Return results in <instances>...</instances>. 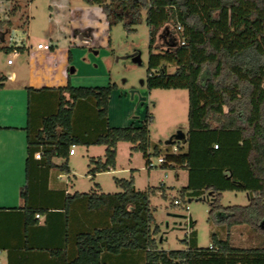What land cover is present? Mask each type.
<instances>
[{
	"label": "trees",
	"instance_id": "16d2710c",
	"mask_svg": "<svg viewBox=\"0 0 264 264\" xmlns=\"http://www.w3.org/2000/svg\"><path fill=\"white\" fill-rule=\"evenodd\" d=\"M84 1L101 6L110 27L123 22L132 31L145 15L150 35L145 83L150 89L188 90L187 142L163 147L154 143L150 112L139 123L111 126L109 104L115 84L28 87V180L21 189L27 223L39 210L27 205L35 153H42L36 162L48 167L55 165L54 157H62V169L69 170L72 145H106L104 159H90L89 172L95 176L116 166L117 144L127 141L132 150L143 153L148 167L152 155L161 154L166 157L162 166H185L189 180L182 192L208 201L211 214L224 209L227 224H257L264 235V0ZM11 29L10 20L0 19L2 43ZM0 48L24 51L25 45ZM169 66L175 71L169 72ZM6 79L0 73V88ZM176 144L178 152L172 151ZM115 182L121 191L95 189L72 196L92 209H109L110 223L79 234L78 255L68 264H103L104 253L138 250L146 252V264H264V244L238 247L214 232L212 244L200 247L192 218L187 221L192 230L181 248L160 246L152 235L149 191L138 190L132 178L115 177ZM226 190L246 191L249 203L224 207L221 196Z\"/></svg>",
	"mask_w": 264,
	"mask_h": 264
},
{
	"label": "rangeland",
	"instance_id": "374dc122",
	"mask_svg": "<svg viewBox=\"0 0 264 264\" xmlns=\"http://www.w3.org/2000/svg\"><path fill=\"white\" fill-rule=\"evenodd\" d=\"M12 1L15 6L10 19L13 28L5 36L6 43L0 40V47L16 41L23 42L26 46L31 43L36 46L40 40L47 42L48 36H53V40L57 42L54 49L58 52V59L66 60L69 66L77 68L71 73L73 85L115 84L110 101L111 124L127 122L132 115L144 119L147 112H150L153 115L150 123L151 139L160 147L166 146L165 141L179 128L188 131L187 89H150L146 83L141 86V80L148 77L150 54L149 26L145 15L142 22L134 25V30L130 31L124 27L123 22L110 27L102 7L84 0ZM9 5V0H0L2 20L9 15ZM89 47L98 50V55L94 51L88 53ZM136 49L142 52V65L133 63L131 58H124ZM70 53L72 60L69 63ZM24 55L27 54L23 53L20 57ZM8 58L14 60L16 57L12 51L7 52L0 48L1 72L9 67ZM168 71L174 72L175 66H169ZM133 87L138 88L139 92L132 98L130 91ZM141 97H146V100ZM177 146L179 147L178 144ZM75 150L76 155L70 156V165L74 172H65L63 179L69 183V187L76 183L79 188H87L91 184V176L88 175L89 157L96 155L104 158L106 149L103 145H93L83 152L76 145ZM158 158L159 155H152L151 161L154 165L150 168L141 151L132 150L131 142L120 141L117 146L116 170L113 173L103 171L96 180L101 182L106 192L121 190L115 184L114 176L132 178L138 189L149 191L154 215L151 230L160 246L166 249L181 248L184 245L182 240L192 230L187 227L188 218L196 221L194 228L200 247H209L212 244L214 232L221 238L230 239L232 245L238 247L250 248L264 244V235L257 224L245 222L229 225L226 223L224 209L211 214L208 201L183 193L182 186L187 182L185 171H179L178 178L179 166L164 167L159 164ZM175 199L180 200L179 205L174 204ZM221 203L224 207L246 205L249 203L248 194L242 190H226L222 193ZM187 205L189 210L186 209ZM177 211L183 216L176 215Z\"/></svg>",
	"mask_w": 264,
	"mask_h": 264
},
{
	"label": "crops",
	"instance_id": "0c3cea01",
	"mask_svg": "<svg viewBox=\"0 0 264 264\" xmlns=\"http://www.w3.org/2000/svg\"><path fill=\"white\" fill-rule=\"evenodd\" d=\"M43 41L45 40L39 42ZM47 42L53 45L49 51L37 49L32 43L30 46L24 44L25 50L20 51L13 63H8V58L7 65L9 67L5 71H0L1 74L7 76L4 86L0 88L1 264L71 263L78 255L77 237L79 234L110 223L109 209H92L82 198H72L76 193L90 192L95 189L99 192H106L101 182L96 180L101 172H98L95 176L89 172L91 157L101 156L92 155L89 157L88 175L91 176V184L87 188H79L76 183L69 187V183L63 179V176L65 172H74L70 165V156H75L77 153L75 151L74 154H70V150L67 160L69 170L62 169L61 166L65 162L62 157H54L53 163L55 165L52 167L45 166L39 161L36 162L41 157L34 156L32 159L27 205L34 209L39 208V210L32 216V222L27 223L24 209L26 201L21 196V189L27 184L28 180L27 88L61 87L69 83L72 84L71 72L69 71L71 66L67 64L66 60L58 59V52L54 49L57 42L50 35ZM93 51L96 54L99 53L98 50L89 47L88 53ZM23 53L27 55L20 57ZM68 60L69 63L72 60L71 53ZM142 120L139 116L132 115L129 121L113 125L110 122L109 104V123L111 126H124L131 122L139 123ZM91 123H93V119ZM93 145L103 144L78 146L84 152L88 151V148ZM103 146L106 149V145ZM174 146L172 151L178 152L179 147L177 146L178 150L175 151ZM115 167L107 171L113 173L116 170ZM181 170L187 174V182L182 186L185 187L188 184L189 171L185 166H179L177 170L178 178ZM115 177L118 176H114V182ZM70 197L72 201L68 202L67 200ZM103 264H146V252L138 250L119 254L104 253Z\"/></svg>",
	"mask_w": 264,
	"mask_h": 264
},
{
	"label": "built area",
	"instance_id": "2783aa9c",
	"mask_svg": "<svg viewBox=\"0 0 264 264\" xmlns=\"http://www.w3.org/2000/svg\"><path fill=\"white\" fill-rule=\"evenodd\" d=\"M9 2H10V4L11 5H9V7H8V10H9V15H7V18L6 19H8V20H10V19H12L11 18V15L13 14V10L15 9V6H14V4H13V1L12 0H9ZM1 19V18H0ZM13 28V27H12ZM178 29L179 30H183V28H182V26H178ZM12 34H13V32H12ZM12 39L10 38V41H11ZM23 42H18L17 43V41L14 43V42H11V44H13V45H15V47L16 46H18V45H20V44H22ZM185 43V41L184 40H182L181 41V44H184ZM34 47L35 48H37V49H41V50H44V51H49V50H51L52 49V47H53V45H52V43H50V42H38L37 44H36V46L34 45ZM12 54H13V56L14 57H16V56H18L19 54H20V51L17 49V48H14L13 50H12ZM8 63H13V59L12 58H9L8 59ZM75 146L76 145H72V147L70 148V154H74L75 153ZM215 147L217 148L218 147V145L216 144L215 145ZM174 150L176 151V150H178V147H177V145H175L174 146ZM35 156L36 157H38V158H40L41 157V152H37L36 154H35ZM166 161V157L164 156V155H161V156H159V158H158V162H159V164L160 165H162V163H164ZM153 162H151V164H150V166L149 167H153ZM174 204L175 205H179L180 204V200L179 199H175L174 200ZM187 209L189 210V207H188V205H187ZM1 254H2V249H0V264H1Z\"/></svg>",
	"mask_w": 264,
	"mask_h": 264
},
{
	"label": "water",
	"instance_id": "95a60500",
	"mask_svg": "<svg viewBox=\"0 0 264 264\" xmlns=\"http://www.w3.org/2000/svg\"><path fill=\"white\" fill-rule=\"evenodd\" d=\"M124 58H131V61L135 64L142 65L143 59H142V52L138 49H136L133 53L126 55ZM69 71L73 73L75 71V68L71 66L69 68ZM145 85V80H141V86ZM131 97H134V94L136 92H139V89L136 87H133L131 89ZM142 100H146V97H141ZM174 141H182L183 143L187 142V132L184 131L182 128H179L176 132H174L166 141V144H172ZM191 201V199H189Z\"/></svg>",
	"mask_w": 264,
	"mask_h": 264
}]
</instances>
